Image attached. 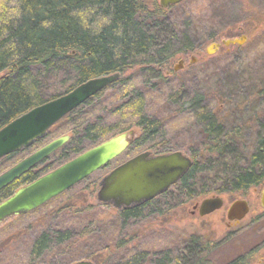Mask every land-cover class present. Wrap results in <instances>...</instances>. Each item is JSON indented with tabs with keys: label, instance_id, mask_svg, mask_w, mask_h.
I'll return each mask as SVG.
<instances>
[{
	"label": "trees",
	"instance_id": "1",
	"mask_svg": "<svg viewBox=\"0 0 264 264\" xmlns=\"http://www.w3.org/2000/svg\"><path fill=\"white\" fill-rule=\"evenodd\" d=\"M209 1L210 20L204 24L174 14L184 1L164 9L157 0H0V73L4 72L0 129L91 78L134 68L146 77L144 86H132L130 77L116 79L58 121L43 139L3 157L0 174L30 150L71 131L62 147L1 189L0 202L85 150L135 128L141 135L132 139L128 150L144 147L155 154L181 150L192 160L189 170L168 190L143 204L117 209L110 217L99 218L95 208L101 203L85 202L80 195L86 189L77 192V187L69 189L72 196L53 210L51 202L66 192L29 212L27 216L35 214L38 219L27 227L33 232L28 264H44L43 259L45 264H71L78 259L94 264H264L255 262L260 245L221 260L214 252L229 240L209 244L201 236L185 238L180 249L135 251L129 245L138 239L137 225L146 212L158 216L178 198L245 194L264 185V66L227 65L211 72L205 69L204 79L191 73L189 82L181 80L161 107L165 115L169 108L170 113L191 116L173 137L166 117L148 110L144 90L154 88L152 79L164 78L161 67L213 42L223 31L217 25L237 30L232 8L245 15L250 6L248 0ZM112 89H118L124 103L115 105L110 116L124 118L107 122L98 101ZM127 113L130 120L125 119ZM204 171L211 177L199 181ZM77 249L83 252L72 256ZM4 259L9 260L7 255Z\"/></svg>",
	"mask_w": 264,
	"mask_h": 264
},
{
	"label": "rangeland",
	"instance_id": "2",
	"mask_svg": "<svg viewBox=\"0 0 264 264\" xmlns=\"http://www.w3.org/2000/svg\"><path fill=\"white\" fill-rule=\"evenodd\" d=\"M157 1L159 3V0ZM252 2L259 5L263 3L262 0H252ZM237 9L234 10L232 8V19L238 21L237 27H243L244 25L243 30L239 31L237 27V30L224 28V26L221 28L220 25H217V27H219V29H223V31L219 33L213 42H221L223 39L236 38L241 34L246 33L248 35V40L245 45H222L217 53L209 55L206 53V48L213 43L211 42L203 48L194 50L186 56H178L176 59L170 62L168 61L163 67H161L164 78L160 82L156 79H152L151 82L155 83L154 88L149 87L151 89L144 90L147 92L148 110L155 112L158 116L163 115L166 117L170 136L173 137V135H175L174 133L182 130L186 123H188L191 119V116L188 114H181L180 112L170 113L171 110L169 108V115H165V112H161V107L164 104L166 95L172 89L180 85L181 80L188 81L192 75L191 73H196L199 78L204 79L205 77L207 78L206 73H204L205 69L207 70L206 72H211L216 71L217 69L215 68L222 69L227 65L239 66L241 64L244 66L247 65L250 68H256L259 66V68H261L264 66V22L262 20L263 24L258 22V25H249L248 23L243 24L242 12L240 13ZM210 13L211 2L209 0H185L182 7L174 12V14L183 18L192 16L195 22H201L204 24H207L206 21L210 20ZM192 56L196 57V62L194 64H190ZM181 59L186 60L185 67L175 70L174 67ZM3 74L4 72H1L0 76ZM126 77H130L132 79V86H144L146 84V77L143 76L136 68L121 73L119 79ZM188 82H186V84L191 87L194 86L192 83ZM146 88H148V86ZM117 91L118 89L106 91L98 101V107L101 110L100 112H102V115H107V122H115L124 118L123 116L119 117L120 115L118 116V114L114 113L113 116H110L112 109L115 108V105H122L124 103V97H121L120 94L117 96ZM120 113L121 115L125 114L124 112ZM125 119L130 120L129 113L126 114ZM63 125H65V123L61 124V126ZM65 134L71 135V131H65L63 135ZM140 135L141 130L139 128H135V136L138 137ZM49 141L50 140L45 141L38 147L36 146L37 148L30 150L29 153L35 151ZM146 150L151 151L150 149H146L144 147L140 149L135 148L134 150H128L127 152L125 151L107 166L101 168L89 176L86 180H83L75 185L74 187H77L75 190L78 192L86 189L85 192H82L80 195L81 199L85 202L101 203L97 199V192L100 188L99 183L101 179L114 167ZM210 177L211 176H209L208 172L204 171L200 174L199 181L209 179ZM261 190L262 188H251L245 194H221L225 200L224 206L206 216H200L198 212L192 214V206L196 202H201L204 198L211 197L215 194H209L208 196L198 195L185 199L178 198V202L174 201V204H172L170 208H162L163 214L161 215L156 216L152 213L146 212L145 218L137 225L138 239L135 240V242L131 240V244L129 245L135 251L146 249L152 252L160 251L165 248L180 249L184 240H186L185 238L189 236H201L209 244L229 240L228 244L230 243V245L225 244L218 248L217 251L214 250V256H216V259L221 258L222 260L223 257L226 259L232 254L238 252L240 249H247L251 246L256 247V245H260L261 247L258 255H256L257 260L255 262L264 261V207L260 203ZM67 192L68 191H66V195L63 198L58 200L55 199V201L53 200L51 202L52 205L54 204L51 206L52 210L54 209V206L59 205V203H64L69 196H72L73 191L70 193ZM88 195L91 197L87 198ZM244 198L249 202L250 212L237 225L228 226L227 210L230 204L236 199ZM95 210L99 213V218H106L110 217L111 214H114L117 209L110 204L101 203V205H98V208H95ZM27 215L28 213L24 214L22 220H16V216H14L0 224V230L2 232H6L0 235V264H28V248L31 234L33 232L27 227L34 219H38V215ZM57 217L58 218L54 223L59 221L61 214ZM257 218L258 220L255 222L254 220ZM125 238L130 239L128 236H125ZM77 252H83V250L77 249L76 251H72L71 255L75 256ZM4 255L8 256V261L4 259ZM53 255L52 261H54L53 259L56 261L57 256H55V254ZM68 259H70V256ZM79 260L80 259H78V261ZM41 262H44V264L46 263L44 259L41 260Z\"/></svg>",
	"mask_w": 264,
	"mask_h": 264
},
{
	"label": "water",
	"instance_id": "3",
	"mask_svg": "<svg viewBox=\"0 0 264 264\" xmlns=\"http://www.w3.org/2000/svg\"><path fill=\"white\" fill-rule=\"evenodd\" d=\"M183 1L185 0H159V5L167 9ZM246 39L243 35L240 38L213 42L206 48V53L209 55L217 53L221 45H242ZM195 62L196 57L192 56L190 64ZM183 67L182 59L174 68L178 70ZM118 77L119 74L116 73L91 78L71 91L35 106L10 121L0 129V159L43 139L58 121L107 88ZM134 137V129L119 133L19 187L12 195L0 202V224L11 217L24 215L39 208L82 182L124 153ZM69 139L68 134L58 136L2 172L0 190L41 163ZM191 165V158L181 151L157 155L150 151L138 153L114 167L101 179L97 199L118 210L143 204L176 184ZM224 203L222 195L204 198L199 204L198 214L209 215L221 209ZM260 203L264 207V186L260 192ZM249 212L250 205L247 199H236L227 210V219L229 222L238 223ZM71 264H94V262L79 260Z\"/></svg>",
	"mask_w": 264,
	"mask_h": 264
},
{
	"label": "flooded vegetation",
	"instance_id": "4",
	"mask_svg": "<svg viewBox=\"0 0 264 264\" xmlns=\"http://www.w3.org/2000/svg\"><path fill=\"white\" fill-rule=\"evenodd\" d=\"M249 2H250V6H249V8L246 10V13H245V15H243V17H245V21H243L242 20V22H243V24H246V23H248L249 25H253V24H259V23H261V24H263V22H264V0H262V4L261 5H259V4H254L253 2H252V0L250 1V0H248ZM262 20H263V22H262ZM236 22H238L237 20H235ZM259 22V23H258ZM236 24V23H235ZM236 27H237V24H236ZM243 27H244V25H243ZM243 27H237L238 28V30L239 31H241V30H243ZM243 35H245L246 36V40H245V42L242 44V45H245L246 44V42H247V40H248V35L246 34V33H243V34H241L239 37H236V38H240L241 36H243ZM234 45H239V46H242V45H240V44H234ZM222 46V45H221ZM221 48V47H220ZM220 48H219V50H220ZM218 50V51H219ZM182 60V59H181ZM184 60V67H185V62H186V60L185 59H183ZM216 195V194H215ZM214 196V195H213ZM199 204H200V202H196L195 204H193V208H192V210H191V213L192 214H195V213H197L198 212V208H199ZM206 216V215H205ZM243 220V219H242ZM241 222V221H240ZM240 222H238V223H240ZM238 223H235V222H229L228 221V226H232V225H237Z\"/></svg>",
	"mask_w": 264,
	"mask_h": 264
},
{
	"label": "bare ground",
	"instance_id": "5",
	"mask_svg": "<svg viewBox=\"0 0 264 264\" xmlns=\"http://www.w3.org/2000/svg\"><path fill=\"white\" fill-rule=\"evenodd\" d=\"M116 73H118L119 76H120V74H121V73H119V72H116ZM116 73H113V74H116ZM109 75H111V74H109ZM102 76H103V75H102ZM118 78H119V77H118ZM112 83H113V82H112ZM7 124H8V123H7ZM7 124H6V125H7ZM3 127H4V126H3ZM3 127H2V128H3ZM117 135H118V134H117ZM115 136H116V135H115ZM112 137H113V136H112ZM46 144H47V143H46ZM31 146H32V145H31ZM43 146H44V145H43ZM29 147H30V146H29ZM41 147H42V146H41ZM41 147H39V148H41ZM24 148H26V147H24ZM39 148H38V149H39ZM21 150H22V149H21ZM36 150H37V149H36ZM36 150H35V151H36ZM35 151H33V152H35ZM175 151H180V150H175ZM33 152H32V153H33ZM150 152H151V151H150ZM170 152H173V151H170ZM181 152H182V151H181ZM32 153H30V154H32ZM165 153H168V152H165ZM183 153H184V152H183ZM30 154H29V155H30ZM153 154H155V153H153ZM159 154H163V153H159ZM184 154H185V153H184ZM29 155H27V156H29ZM155 155H157V154H155ZM186 155H187V154H186ZM27 156H25V157H27ZM187 156H188V155H187ZM25 157H24V158H25ZM1 159H2V158H1ZM21 160H22V159H21ZM15 164H16V163H15ZM5 171H6V170H5ZM263 186H264V185H263ZM262 188H263V187H262Z\"/></svg>",
	"mask_w": 264,
	"mask_h": 264
}]
</instances>
